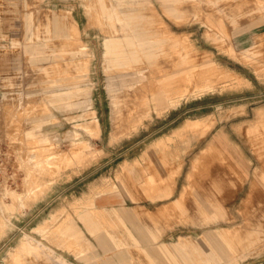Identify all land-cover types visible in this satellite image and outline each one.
<instances>
[{
	"label": "rangeland",
	"instance_id": "obj_1",
	"mask_svg": "<svg viewBox=\"0 0 264 264\" xmlns=\"http://www.w3.org/2000/svg\"><path fill=\"white\" fill-rule=\"evenodd\" d=\"M118 253L264 264V0H0V264Z\"/></svg>",
	"mask_w": 264,
	"mask_h": 264
},
{
	"label": "crops",
	"instance_id": "obj_2",
	"mask_svg": "<svg viewBox=\"0 0 264 264\" xmlns=\"http://www.w3.org/2000/svg\"><path fill=\"white\" fill-rule=\"evenodd\" d=\"M58 24H57V26H56V29H57V33H59V34H61V35H66L67 36V34L69 33L68 32V30H67V28L66 27H64V26H62V24H60L59 22H57ZM169 188V184H167V186H166V189H164L163 190V192H161V193H159V194H157V195H155V196H153L152 198L153 199H167V198H169V195H170V193L169 194H167L169 191L170 192H172V190L173 191H175V192H177V189H178V183H176V184H172V186H171V188L170 189H168ZM183 189H180V191H182ZM118 196V195H117ZM126 197H124V196H122V195H119L118 197H116V199H114V201H113V199L111 198V201L112 202H117V200H119V202H121V201H126ZM110 201V202H111ZM112 202L110 203V204H112ZM118 202V203H119ZM107 203V202H106ZM107 204H109V202L107 203ZM115 205V204H114ZM117 215H118V217L120 218V219H122V220H125V221H131V222H137L138 220H139V216H138V213L137 212H134L133 210H130V209H127V208H122V209H119L118 210V212H117ZM160 217V216H159ZM157 215H155V216H152V217H148V218H145V219H147L148 221H149V219H150V221L153 219V218H155V219H158L159 218ZM90 220V219H89ZM90 222V221H89ZM92 224V223H91ZM140 231H141V233H143V232H145L141 227H140ZM157 250L155 249V252H156ZM125 257H127L124 253L123 254H120V253H118V257L115 259V264H118L119 262H121V264H127L125 261H124V258ZM120 258V259H119Z\"/></svg>",
	"mask_w": 264,
	"mask_h": 264
},
{
	"label": "bare ground",
	"instance_id": "obj_3",
	"mask_svg": "<svg viewBox=\"0 0 264 264\" xmlns=\"http://www.w3.org/2000/svg\"><path fill=\"white\" fill-rule=\"evenodd\" d=\"M191 124H193V123L190 122V123L186 124V126L183 127V128H184L185 130H188L189 128H191V126H192ZM210 144H211V146H213L214 143L211 141ZM211 146H210V147H211ZM218 214H219V213H218ZM216 215H217V214H215V216H216ZM217 216H218V215H217Z\"/></svg>",
	"mask_w": 264,
	"mask_h": 264
}]
</instances>
